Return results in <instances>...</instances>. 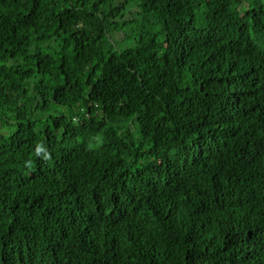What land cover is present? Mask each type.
<instances>
[{"label": "trees", "instance_id": "trees-1", "mask_svg": "<svg viewBox=\"0 0 264 264\" xmlns=\"http://www.w3.org/2000/svg\"><path fill=\"white\" fill-rule=\"evenodd\" d=\"M0 264H264V0H0Z\"/></svg>", "mask_w": 264, "mask_h": 264}]
</instances>
